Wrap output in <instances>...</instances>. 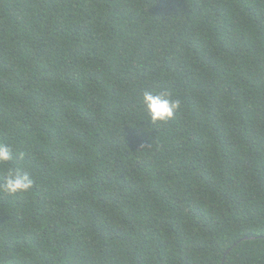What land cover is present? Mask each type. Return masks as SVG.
Instances as JSON below:
<instances>
[{"label":"trees","instance_id":"obj_1","mask_svg":"<svg viewBox=\"0 0 264 264\" xmlns=\"http://www.w3.org/2000/svg\"><path fill=\"white\" fill-rule=\"evenodd\" d=\"M0 142V264H264V0H0Z\"/></svg>","mask_w":264,"mask_h":264},{"label":"clouds","instance_id":"obj_2","mask_svg":"<svg viewBox=\"0 0 264 264\" xmlns=\"http://www.w3.org/2000/svg\"><path fill=\"white\" fill-rule=\"evenodd\" d=\"M141 110L146 113L152 124L172 121L181 110L182 101L174 97L168 90H144L140 98ZM17 159L13 148L0 142V168H4V175L0 179V193L16 198L30 194L35 187L32 174L21 167L13 166Z\"/></svg>","mask_w":264,"mask_h":264}]
</instances>
